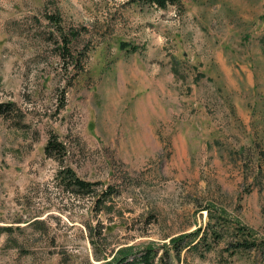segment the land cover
<instances>
[{"label": "rangeland", "instance_id": "rangeland-1", "mask_svg": "<svg viewBox=\"0 0 264 264\" xmlns=\"http://www.w3.org/2000/svg\"><path fill=\"white\" fill-rule=\"evenodd\" d=\"M7 102L0 264H105L147 247L161 264L206 207L264 238V0H0ZM61 167L111 187L106 206L60 186ZM223 247L181 259L228 264Z\"/></svg>", "mask_w": 264, "mask_h": 264}, {"label": "trees", "instance_id": "trees-1", "mask_svg": "<svg viewBox=\"0 0 264 264\" xmlns=\"http://www.w3.org/2000/svg\"><path fill=\"white\" fill-rule=\"evenodd\" d=\"M147 4L156 5L165 8L168 4H181V0H143ZM51 18H54L53 16ZM64 37V36H63ZM65 43L68 42L65 37ZM63 49L67 46L63 45ZM136 50V47H133ZM15 103H0V114H8ZM46 156L57 158L64 152V144L58 141L55 135H51L44 147ZM56 178L60 186H64L70 192L78 196H95V201L106 206L107 199L110 198L111 187L106 190L96 188L97 183L86 181L80 178L73 169L61 167ZM207 222L204 227H198L194 231L174 236L170 239L169 245H165L164 254L160 256L161 264H169L170 257L178 260L180 264L186 263V256L192 255L200 259H206L208 253L217 250L219 244H224V249L218 250L217 256L230 260L228 264H232L231 259L237 254H250L252 252L262 253L264 264V238H258L255 232L236 219L227 218L226 214L206 207ZM227 229V235L224 234L223 228ZM94 245V240L91 239ZM185 251L186 256L181 259V253ZM139 252V253H138ZM157 255L156 249L147 247L141 251L120 250L119 255L107 261L105 264H152ZM166 258V261H163ZM185 259V260H184ZM182 262V263H181ZM206 264H224L220 257L216 262H208Z\"/></svg>", "mask_w": 264, "mask_h": 264}]
</instances>
